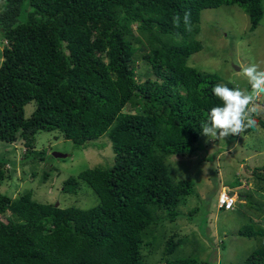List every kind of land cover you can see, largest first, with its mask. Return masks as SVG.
Instances as JSON below:
<instances>
[{
	"label": "trees",
	"instance_id": "obj_1",
	"mask_svg": "<svg viewBox=\"0 0 264 264\" xmlns=\"http://www.w3.org/2000/svg\"><path fill=\"white\" fill-rule=\"evenodd\" d=\"M1 2L0 141H21L30 154L41 132H59L79 148L106 136L114 161L63 182L68 194L84 184L94 192L99 204L87 210L38 203L30 191L16 199L0 194V264H153L162 246L154 264H210L183 252L187 237L160 234L194 191L173 176L169 158L194 151L208 112L221 103L211 88L236 87L188 59L203 50L196 40L201 11L236 6L253 31L263 0ZM237 235L264 239V229L249 224ZM263 242L242 264H264Z\"/></svg>",
	"mask_w": 264,
	"mask_h": 264
},
{
	"label": "rangeland",
	"instance_id": "obj_2",
	"mask_svg": "<svg viewBox=\"0 0 264 264\" xmlns=\"http://www.w3.org/2000/svg\"><path fill=\"white\" fill-rule=\"evenodd\" d=\"M199 26L196 40L202 43L203 50L190 56L188 65L216 74L241 89L249 88L240 65L255 62L264 68V15L257 28L249 31L250 21L245 12L236 6L223 5L201 11ZM5 44L0 34V64ZM140 65L137 74L141 76L145 69ZM255 104L260 109L255 116L264 121V94H260ZM34 108V103L24 107L26 118ZM34 140L35 153L30 154H25L21 141L14 144L0 141V162L5 164L8 174L0 185V194L16 199L30 191L38 203L83 210L97 206L99 199L87 185H82L76 194H68L63 192L62 184L86 169L111 167L114 156L108 138L102 136L80 148L56 131L38 133ZM194 148L191 154L168 160L173 176L190 181L194 191L179 206L180 217L175 223L164 224L160 234L165 241L170 237L175 241L187 237L190 242L182 247L183 252L194 250L200 260L210 264H242L262 245L258 242L264 241L260 237L237 235L249 224L264 229V129L256 128L248 135L219 141L202 135ZM54 152L67 158L56 159L52 156ZM44 172L48 174L46 181L42 177ZM223 186L236 195L232 211L217 208L218 193ZM249 200L255 205H248ZM163 250L165 246L152 256L153 264L160 260Z\"/></svg>",
	"mask_w": 264,
	"mask_h": 264
},
{
	"label": "clouds",
	"instance_id": "obj_3",
	"mask_svg": "<svg viewBox=\"0 0 264 264\" xmlns=\"http://www.w3.org/2000/svg\"><path fill=\"white\" fill-rule=\"evenodd\" d=\"M174 23L178 26L179 17L174 18ZM184 23L186 25L189 23L187 13ZM240 73L247 79L249 88L228 87L222 83H217L211 88L212 95L221 102L220 105L210 109L201 125L202 135L211 140H225L229 136L239 137L241 134L244 135L246 130L258 127V122L254 117L260 109L255 104V100L260 94H264V68L260 64L252 62L248 65H240ZM235 146L238 147V144ZM222 190H228L234 199L230 209L219 207L218 198ZM236 203L237 198L233 191L225 186L221 187L217 197V208L223 211H232Z\"/></svg>",
	"mask_w": 264,
	"mask_h": 264
},
{
	"label": "built area",
	"instance_id": "obj_4",
	"mask_svg": "<svg viewBox=\"0 0 264 264\" xmlns=\"http://www.w3.org/2000/svg\"><path fill=\"white\" fill-rule=\"evenodd\" d=\"M219 207H224L225 209H230L233 205L234 199L228 190H222L218 198Z\"/></svg>",
	"mask_w": 264,
	"mask_h": 264
},
{
	"label": "water",
	"instance_id": "obj_5",
	"mask_svg": "<svg viewBox=\"0 0 264 264\" xmlns=\"http://www.w3.org/2000/svg\"><path fill=\"white\" fill-rule=\"evenodd\" d=\"M52 156L54 158H56V159H66L67 158V155L61 154V153H57V152L52 153Z\"/></svg>",
	"mask_w": 264,
	"mask_h": 264
}]
</instances>
